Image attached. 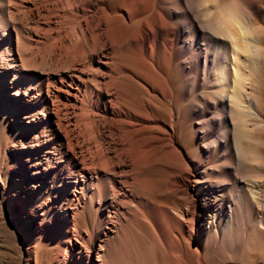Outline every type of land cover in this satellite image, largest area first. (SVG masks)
I'll use <instances>...</instances> for the list:
<instances>
[{
    "label": "bare ground",
    "instance_id": "bare-ground-1",
    "mask_svg": "<svg viewBox=\"0 0 264 264\" xmlns=\"http://www.w3.org/2000/svg\"><path fill=\"white\" fill-rule=\"evenodd\" d=\"M258 66L264 0H0V109L21 149L0 179V222L26 235L23 264H104L131 226L230 230L244 199L262 231ZM181 105L200 109L204 162L178 140ZM90 207L97 224L81 229Z\"/></svg>",
    "mask_w": 264,
    "mask_h": 264
},
{
    "label": "rangeland",
    "instance_id": "rangeland-1",
    "mask_svg": "<svg viewBox=\"0 0 264 264\" xmlns=\"http://www.w3.org/2000/svg\"><path fill=\"white\" fill-rule=\"evenodd\" d=\"M174 73L172 74L173 78L178 75V67L175 68ZM255 74V83L258 82V85H260L259 87L257 85L256 93L264 107V87L261 84L264 78V66H258ZM175 80L172 82L178 95L181 93V89H179L181 85L178 80ZM180 107L184 110V117L178 126V140L185 146L190 157L199 162H204L205 156L199 154V151L202 150L200 133H192V130L197 126L200 109L197 108L193 112H187L183 105ZM160 112L162 117L169 121L167 113L164 110ZM1 113L0 109V179L2 187L5 189L8 186L9 169L20 158L21 149L19 148L17 124L11 117L7 118ZM254 139L259 144L264 143V134L261 135L257 132ZM246 146L249 150L251 148V150L256 149V146L252 144L248 145L247 143ZM218 155L208 157L209 165L218 162ZM223 160L226 161L227 159L223 157ZM171 170L176 173L175 169ZM258 172H256L257 176L261 174H258ZM228 193L222 195L223 198H220L219 206H223V201H225V196ZM9 194L10 196L13 195L12 192ZM173 201L174 198L168 199L170 203H173ZM245 201L244 199L237 208V218L232 229L213 230L210 234H207L206 229L200 230L194 238H188L185 234L169 235V237L150 226H142L140 229L134 226L129 229L122 228L119 232L112 234V241H110L107 251L104 253L103 262L104 264H264V228L262 231L256 230L254 233L249 231L248 227L251 225L253 210ZM226 204L224 210H228V206H232L230 202ZM183 205L185 206L186 202ZM200 213L205 216L202 209ZM96 220L97 212L93 207H90L89 214L82 212L78 218V223L82 229L87 225L96 226ZM208 221H211V219ZM218 221V219L215 220V222ZM181 228L183 230V227ZM24 236L26 235L20 234L19 237L24 238ZM19 237L14 236L11 227L0 222V264L24 263ZM47 240L50 244H53L55 239L51 236Z\"/></svg>",
    "mask_w": 264,
    "mask_h": 264
}]
</instances>
